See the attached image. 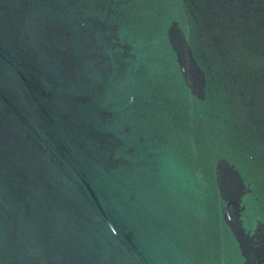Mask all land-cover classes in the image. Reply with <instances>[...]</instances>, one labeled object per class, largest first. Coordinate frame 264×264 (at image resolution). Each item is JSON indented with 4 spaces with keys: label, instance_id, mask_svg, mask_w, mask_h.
Listing matches in <instances>:
<instances>
[{
    "label": "water",
    "instance_id": "1",
    "mask_svg": "<svg viewBox=\"0 0 264 264\" xmlns=\"http://www.w3.org/2000/svg\"><path fill=\"white\" fill-rule=\"evenodd\" d=\"M0 264H264V0H0Z\"/></svg>",
    "mask_w": 264,
    "mask_h": 264
}]
</instances>
